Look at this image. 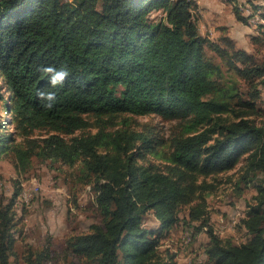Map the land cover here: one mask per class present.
<instances>
[{
	"label": "trees",
	"instance_id": "obj_1",
	"mask_svg": "<svg viewBox=\"0 0 264 264\" xmlns=\"http://www.w3.org/2000/svg\"><path fill=\"white\" fill-rule=\"evenodd\" d=\"M195 8L192 0H0V151H11L19 173L33 159L82 166L100 221L66 239L65 252L81 264H177L160 239L181 223L195 230L190 239L206 232L207 264H264V125L256 121L264 62L233 46L229 53L227 37L205 38ZM233 13L247 23L239 8ZM209 47L250 98L227 86ZM49 65L67 67L63 86L51 88L38 71ZM38 89L56 93L51 109ZM149 115L176 120L175 132L164 139L132 125ZM240 161L255 195L238 224L245 238L234 242L210 224L206 199L215 186L205 179ZM21 189L0 202V264H10L15 248ZM150 213L155 230L144 225ZM49 257L46 245L24 262Z\"/></svg>",
	"mask_w": 264,
	"mask_h": 264
},
{
	"label": "rangeland",
	"instance_id": "obj_2",
	"mask_svg": "<svg viewBox=\"0 0 264 264\" xmlns=\"http://www.w3.org/2000/svg\"><path fill=\"white\" fill-rule=\"evenodd\" d=\"M192 1L196 3L192 12L200 34L213 42L220 37H227L230 39L229 45L221 42V46H228V52L233 46L234 49L253 55L259 64L264 62V3L256 0ZM233 7L239 8L241 15L247 19L246 24L236 20ZM159 16L160 10L152 11L150 19L156 20ZM254 37L259 40L254 41ZM206 55L219 63L227 86H238L243 98H250L247 94L249 88L240 76L229 70L226 59H221L210 47ZM258 88L261 96L257 100V107L262 110V114L256 121L264 125V85ZM0 116H3L1 102ZM132 125L150 128L164 139H168L176 130V120H167L158 115L136 116L132 118ZM9 132L11 129L7 128ZM39 134L35 132L34 135ZM163 150L166 151V148ZM147 160L159 166L164 163L161 157L154 155H147ZM242 165L240 161L233 170L205 179L215 186L206 199L210 224L220 238L232 239L234 242L245 238L238 224L253 203L255 195L253 185L246 183L242 177ZM82 171L79 163L68 166L50 160L33 159L30 168L19 173L13 166L11 151H0V202L6 203L18 185L22 188L14 205L16 241L10 264H25L24 259L29 252L42 250L46 245L50 248V257L41 264H81L76 257L65 252L66 239L87 232L91 224L100 221L94 193L81 180ZM186 214V210L181 212L182 217ZM144 225L155 230L158 223L150 213L144 219ZM186 232L192 234L195 230L183 223L176 226L160 239V250L168 247L176 253L177 264H207L204 255V246L208 241L206 232L201 231L192 239Z\"/></svg>",
	"mask_w": 264,
	"mask_h": 264
},
{
	"label": "clouds",
	"instance_id": "obj_3",
	"mask_svg": "<svg viewBox=\"0 0 264 264\" xmlns=\"http://www.w3.org/2000/svg\"><path fill=\"white\" fill-rule=\"evenodd\" d=\"M38 71L42 72L47 78L48 85L51 88H58L63 86L65 80L69 76V70L66 66H61L57 69L54 66H41ZM37 97L43 102V107L46 109H51L56 102L55 92H46L44 90H37Z\"/></svg>",
	"mask_w": 264,
	"mask_h": 264
},
{
	"label": "built area",
	"instance_id": "obj_4",
	"mask_svg": "<svg viewBox=\"0 0 264 264\" xmlns=\"http://www.w3.org/2000/svg\"><path fill=\"white\" fill-rule=\"evenodd\" d=\"M34 186H36V185H34ZM39 190V188H38V186H37V191ZM34 194V193H33Z\"/></svg>",
	"mask_w": 264,
	"mask_h": 264
},
{
	"label": "bare ground",
	"instance_id": "obj_5",
	"mask_svg": "<svg viewBox=\"0 0 264 264\" xmlns=\"http://www.w3.org/2000/svg\"><path fill=\"white\" fill-rule=\"evenodd\" d=\"M27 194H28V193H27ZM29 194H30V193H29ZM27 198H28V197H27ZM30 199H31V198H30ZM185 238H186V237H185ZM185 238H184V239H185ZM188 240H189V239H188ZM186 242H187V241H186Z\"/></svg>",
	"mask_w": 264,
	"mask_h": 264
}]
</instances>
